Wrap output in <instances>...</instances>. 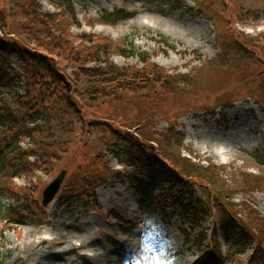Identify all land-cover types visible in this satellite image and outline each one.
Returning a JSON list of instances; mask_svg holds the SVG:
<instances>
[{"label":"rangeland","instance_id":"obj_1","mask_svg":"<svg viewBox=\"0 0 264 264\" xmlns=\"http://www.w3.org/2000/svg\"><path fill=\"white\" fill-rule=\"evenodd\" d=\"M116 9L132 15L103 25ZM0 39V156L17 133L6 161L24 157L0 171V264H264V0H0ZM129 43L148 63L121 56ZM132 142L213 179L191 175L192 199L167 190L150 214L148 173L121 164ZM160 159L154 180L175 181Z\"/></svg>","mask_w":264,"mask_h":264},{"label":"trees","instance_id":"obj_2","mask_svg":"<svg viewBox=\"0 0 264 264\" xmlns=\"http://www.w3.org/2000/svg\"><path fill=\"white\" fill-rule=\"evenodd\" d=\"M158 1H162V0H158ZM172 3V6H178V4H182V2L184 0H169ZM131 14L124 11V10H114L110 13H104L101 17L100 20L103 23L106 24H115L117 21L127 18L129 17ZM83 41V40H82ZM90 43H92L90 41ZM103 44V47H96L94 51H90V50H85L83 51L79 57L82 60H87V62L92 61L95 57L96 54H98L99 52H106L107 50V42L105 41ZM236 44V43H235ZM6 45L4 42H2V40L0 39V58H4V55L7 53L6 50ZM129 51L125 52V51H121L122 55L126 58L128 57H134V56H138V58L141 60V62L145 65L146 63H148V59L144 57L143 54H137L134 52L133 47L131 46V44L129 45ZM236 50V49H235ZM221 53H223V50L221 49ZM238 53V52H237ZM33 62V60H32ZM31 65V63H30ZM147 69H155L154 65L149 63L148 66H146ZM4 73H6V69L3 68L2 70ZM131 72L135 73V71H133V69L131 68L130 70ZM152 71V70H151ZM47 76H48V81L46 82H50L54 75L56 74H52L47 71ZM144 72V71H143ZM36 74V69H32L30 66H28L26 68V79L27 82L30 80L31 76H34ZM57 76V75H56ZM59 84H63L62 80H57L55 77V84L58 83ZM262 85V89L264 91V77L261 80ZM16 133L14 135H10V136H4L2 139V144H5V150H4V155L0 156V171L3 170L4 167H9V169L15 168V169H22L24 166L23 163V159L24 157L20 156L21 159L19 160H15L14 163H10V161H6V156L8 153L13 152L16 147L14 145H10L8 138H12L15 141V137H16ZM128 143L131 145V143L128 141ZM133 147L128 149V153H126V155H129V160L125 161L127 164V168L132 169L133 172H136L137 175L138 174H143V173H149V177L144 181V183L137 182L138 187L143 188V190L145 191V203L147 208L149 209L150 213L151 212H157L154 208H155V204L157 202H159L162 199H165L164 202L169 203L170 200L167 199V190H172V192H175L173 194V200L179 198L180 196L182 198H184L186 195L190 196V198L192 199V193H190V191H188V180L191 177V175L193 174H199L200 172H203L204 175H208V179L212 180L213 177H211V174L207 173V169H203L200 166H190L188 165V161H185L186 159H174L172 157H170V155H166L164 152L159 153V151H155L153 150V148L151 146H145L142 144H138L135 142H132ZM2 146V145H1ZM161 155V156H160ZM160 158L164 159L165 162L168 165H171V163H173V167H175V171L176 174L178 175V178L175 179V181H166L164 183H159L156 180H154L153 178V174H154V169L155 167L159 164L160 162ZM178 164V165H177ZM188 169V170H187ZM211 170V169H209ZM206 173V174H205ZM180 176V177H179ZM137 179H140L138 176H136ZM141 180V179H140ZM143 181V180H142ZM169 188V189H168ZM160 191L161 193L158 195H154V191ZM191 190V189H190ZM69 199V198H68ZM181 203L183 201H180ZM195 208V207H194ZM19 223V222H18ZM82 264H89L86 260L81 259Z\"/></svg>","mask_w":264,"mask_h":264},{"label":"bare ground","instance_id":"obj_3","mask_svg":"<svg viewBox=\"0 0 264 264\" xmlns=\"http://www.w3.org/2000/svg\"><path fill=\"white\" fill-rule=\"evenodd\" d=\"M212 152L214 153L215 157L217 158V161L218 163L222 161V157L221 156H224L225 154L228 153L227 150H225L224 148L220 147V146H214L213 147V150ZM24 220L20 219V222H23ZM39 235H37V238H36V243L37 245H46L48 244V247H49V253L52 251V248H55L59 245L62 246V251H66V252H69L71 250V246L72 245V242L70 241V244L69 242H62L61 240L59 239H44V238H41V237H38ZM35 243V242H34ZM30 244L31 242L29 241V236H28V240L26 239L24 244H23V248H26V247H30ZM78 245V244H77ZM82 247V244L79 245V248ZM92 260V259H91Z\"/></svg>","mask_w":264,"mask_h":264},{"label":"water","instance_id":"obj_4","mask_svg":"<svg viewBox=\"0 0 264 264\" xmlns=\"http://www.w3.org/2000/svg\"><path fill=\"white\" fill-rule=\"evenodd\" d=\"M65 171H61L60 174L54 179L43 191L42 193V205L46 206L50 203L56 193L58 192L61 182L64 178Z\"/></svg>","mask_w":264,"mask_h":264},{"label":"snow or ice","instance_id":"obj_5","mask_svg":"<svg viewBox=\"0 0 264 264\" xmlns=\"http://www.w3.org/2000/svg\"><path fill=\"white\" fill-rule=\"evenodd\" d=\"M145 240H147V237H145ZM146 246V245H145Z\"/></svg>","mask_w":264,"mask_h":264}]
</instances>
